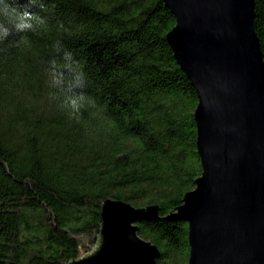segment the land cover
Masks as SVG:
<instances>
[{"label":"trees","instance_id":"16d2710c","mask_svg":"<svg viewBox=\"0 0 264 264\" xmlns=\"http://www.w3.org/2000/svg\"><path fill=\"white\" fill-rule=\"evenodd\" d=\"M255 1L264 56V0ZM50 30L0 44V264H68L91 253L108 200L157 205L139 235L157 264H187L188 224L166 218L202 176L197 93L166 37L162 0H42ZM25 4L26 0H20ZM63 24V30L59 25ZM88 74L78 118L49 99L51 44Z\"/></svg>","mask_w":264,"mask_h":264},{"label":"water","instance_id":"95a60500","mask_svg":"<svg viewBox=\"0 0 264 264\" xmlns=\"http://www.w3.org/2000/svg\"><path fill=\"white\" fill-rule=\"evenodd\" d=\"M166 40L197 93L202 176L166 218L188 224L187 264H264V56L254 0H162ZM157 205L108 200L96 248L68 264H157L139 224Z\"/></svg>","mask_w":264,"mask_h":264},{"label":"clouds","instance_id":"9594fccd","mask_svg":"<svg viewBox=\"0 0 264 264\" xmlns=\"http://www.w3.org/2000/svg\"><path fill=\"white\" fill-rule=\"evenodd\" d=\"M43 7L42 0H0V44L10 37L16 47L30 46L29 34L47 32L49 23L44 16L32 11ZM63 30V24L59 25ZM52 58L48 61L49 99L67 112L69 118H78L82 109L95 107L96 101L84 91L88 86V74L83 63L76 59L60 39L52 42Z\"/></svg>","mask_w":264,"mask_h":264}]
</instances>
